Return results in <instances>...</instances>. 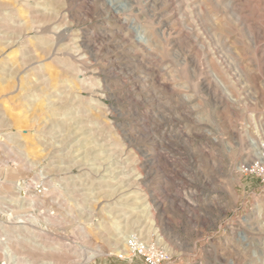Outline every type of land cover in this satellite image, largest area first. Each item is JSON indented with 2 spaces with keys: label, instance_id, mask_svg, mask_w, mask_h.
<instances>
[{
  "label": "rangeland",
  "instance_id": "1",
  "mask_svg": "<svg viewBox=\"0 0 264 264\" xmlns=\"http://www.w3.org/2000/svg\"><path fill=\"white\" fill-rule=\"evenodd\" d=\"M184 3L0 0V264H264V0Z\"/></svg>",
  "mask_w": 264,
  "mask_h": 264
},
{
  "label": "built area",
  "instance_id": "2",
  "mask_svg": "<svg viewBox=\"0 0 264 264\" xmlns=\"http://www.w3.org/2000/svg\"><path fill=\"white\" fill-rule=\"evenodd\" d=\"M261 147L255 156L247 157L239 163L238 170L241 174L264 177V143ZM118 257L123 260L137 257L144 264H171L174 254L161 239L132 233L127 237L125 248Z\"/></svg>",
  "mask_w": 264,
  "mask_h": 264
},
{
  "label": "bare ground",
  "instance_id": "3",
  "mask_svg": "<svg viewBox=\"0 0 264 264\" xmlns=\"http://www.w3.org/2000/svg\"><path fill=\"white\" fill-rule=\"evenodd\" d=\"M114 1V0H113ZM152 1V0H151ZM174 3H178V5H182V4H185V0H173ZM110 6H111V9L115 10L116 12H118L121 8L119 6H115L117 4H113L112 1H110ZM70 12V11H69ZM166 26V24H165ZM134 27V26H133ZM132 27V29H133ZM134 28H137V27H134ZM139 43L143 44V43H147L148 40H145L144 38H140L138 39ZM137 41V42H138ZM91 41L89 40H84L83 41V47L87 48L90 52H93L94 51V46L90 43ZM93 43V42H92ZM139 46V44H137ZM149 45V44H148ZM123 67V66H122ZM205 87H207L208 91L211 90V83L210 82H205ZM51 94V93H50ZM93 157V156H92ZM140 166L143 168H141L142 170H139V171H142L141 174L138 175V177L136 179H134L132 182H128L129 184H126V186H130L132 184H135L136 188L139 190V191H142V192H145L143 195L141 194H135V198H139V197H144V203H148L147 207L145 209H148L149 210V214H150V217L151 218H154V216H156L157 213L161 214V216H163V201L159 198V197H156L155 195L156 194H153V193H150L147 192V190H149V171H144L145 168H146V165L145 164H140ZM148 166V165H147ZM125 171V170H124ZM144 171V173H143ZM121 182H124V179L123 181ZM127 182V181H126ZM99 183V182H98ZM101 183V182H100ZM135 186H131V187H135ZM130 187V189H131ZM128 189V188H127ZM133 189V188H132ZM129 190V189H128ZM127 190V191H128ZM136 190V189H135ZM154 191V190H153ZM120 193V192H119ZM123 215V213H122ZM120 215V216H122ZM153 216V217H152ZM163 219V218H162ZM157 223V222H156ZM157 227V226H156ZM157 231V230H156ZM157 232H159V234L162 236V237H165L167 236V228L163 229V230H158ZM156 232V233H157ZM158 234V235H159ZM244 237V236H243ZM17 245V244H16ZM55 249V248H54ZM15 251L16 253H21V250L20 248H18V246L15 248ZM23 253V252H22ZM40 254V253H39ZM38 255V254H37Z\"/></svg>",
  "mask_w": 264,
  "mask_h": 264
}]
</instances>
